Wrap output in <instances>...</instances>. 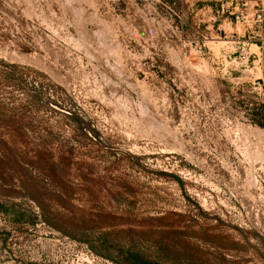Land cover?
Listing matches in <instances>:
<instances>
[{"label": "rangeland", "instance_id": "obj_1", "mask_svg": "<svg viewBox=\"0 0 264 264\" xmlns=\"http://www.w3.org/2000/svg\"><path fill=\"white\" fill-rule=\"evenodd\" d=\"M259 1L0 0V130L52 153L75 223L112 258L15 186L0 188V264H123L126 245L264 264V25L233 15Z\"/></svg>", "mask_w": 264, "mask_h": 264}, {"label": "trees", "instance_id": "obj_2", "mask_svg": "<svg viewBox=\"0 0 264 264\" xmlns=\"http://www.w3.org/2000/svg\"><path fill=\"white\" fill-rule=\"evenodd\" d=\"M251 121L264 127V104L252 109ZM15 141L16 136L8 135V131L0 130V188L9 190L18 186L23 190L24 196L39 207L42 219L47 225L67 234H72V232L82 234L84 236L83 241L92 251L112 259L109 254L110 246L106 239L92 241L85 238L92 232L93 228L85 223H75V210L77 208L72 201L73 195L65 189H60L64 183L61 178L55 176L56 163L52 153L46 149H41L33 154L26 152L20 154L17 153ZM10 161L14 163L13 167L9 166ZM33 165L45 170L44 179L46 181L44 184H40L36 177L28 171L27 168ZM15 167L17 168L16 173L14 172ZM44 185L56 188L51 190L45 188ZM123 264H169V262L167 259L155 260L146 257L140 250H134L133 245H126L123 247Z\"/></svg>", "mask_w": 264, "mask_h": 264}, {"label": "built area", "instance_id": "obj_3", "mask_svg": "<svg viewBox=\"0 0 264 264\" xmlns=\"http://www.w3.org/2000/svg\"><path fill=\"white\" fill-rule=\"evenodd\" d=\"M233 15L235 22H240L247 17H251L257 25H264V0L254 3L250 11L240 9L238 12H234Z\"/></svg>", "mask_w": 264, "mask_h": 264}, {"label": "crops", "instance_id": "obj_4", "mask_svg": "<svg viewBox=\"0 0 264 264\" xmlns=\"http://www.w3.org/2000/svg\"><path fill=\"white\" fill-rule=\"evenodd\" d=\"M247 11H250V8Z\"/></svg>", "mask_w": 264, "mask_h": 264}]
</instances>
